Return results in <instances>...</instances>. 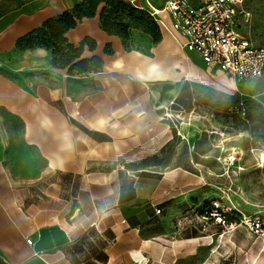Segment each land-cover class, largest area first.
I'll return each mask as SVG.
<instances>
[{"label": "crops", "instance_id": "obj_1", "mask_svg": "<svg viewBox=\"0 0 264 264\" xmlns=\"http://www.w3.org/2000/svg\"><path fill=\"white\" fill-rule=\"evenodd\" d=\"M83 1L0 0V264H264V241L243 228L219 236L205 219L212 195L262 215L210 195L174 121L183 87L210 69L160 28L156 42L108 35L103 4L64 34L74 62L95 58L98 70L70 74L52 48L18 46ZM124 1L148 12L165 2Z\"/></svg>", "mask_w": 264, "mask_h": 264}, {"label": "rangeland", "instance_id": "obj_2", "mask_svg": "<svg viewBox=\"0 0 264 264\" xmlns=\"http://www.w3.org/2000/svg\"><path fill=\"white\" fill-rule=\"evenodd\" d=\"M245 9L250 18L244 30L264 47V0H246ZM186 54L205 68L195 55ZM206 75L210 80L186 85L173 102L176 126L183 124L191 133L189 148L196 166L209 175L210 195L219 193V188L228 195L224 201L242 204L263 217L264 73L259 79L242 82L216 69L207 70ZM179 130L176 141L183 140Z\"/></svg>", "mask_w": 264, "mask_h": 264}, {"label": "built area", "instance_id": "obj_3", "mask_svg": "<svg viewBox=\"0 0 264 264\" xmlns=\"http://www.w3.org/2000/svg\"><path fill=\"white\" fill-rule=\"evenodd\" d=\"M245 2L165 0L161 11L148 13L161 30L178 41L183 51L195 55L205 68L242 82L259 79L264 73V47L255 44L244 30L250 18ZM160 13L167 15L169 23L158 17ZM204 217L220 228L219 236L243 228L264 241L263 217H245L221 200H213ZM26 243L31 244V240Z\"/></svg>", "mask_w": 264, "mask_h": 264}, {"label": "trees", "instance_id": "obj_4", "mask_svg": "<svg viewBox=\"0 0 264 264\" xmlns=\"http://www.w3.org/2000/svg\"><path fill=\"white\" fill-rule=\"evenodd\" d=\"M101 4L104 7L99 14L100 25L108 35L125 39L132 30H139L150 35L154 42L158 40L159 26L145 9L130 5L124 0H84L70 11L48 20L41 28L20 39L18 46L52 48L54 67L67 68L70 74L83 75L98 70L100 61L95 58L74 62L80 49L67 45L64 34L74 28L81 19L94 17Z\"/></svg>", "mask_w": 264, "mask_h": 264}, {"label": "bare ground", "instance_id": "obj_5", "mask_svg": "<svg viewBox=\"0 0 264 264\" xmlns=\"http://www.w3.org/2000/svg\"><path fill=\"white\" fill-rule=\"evenodd\" d=\"M190 139V138H189ZM191 140V139H190Z\"/></svg>", "mask_w": 264, "mask_h": 264}]
</instances>
